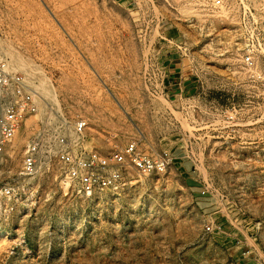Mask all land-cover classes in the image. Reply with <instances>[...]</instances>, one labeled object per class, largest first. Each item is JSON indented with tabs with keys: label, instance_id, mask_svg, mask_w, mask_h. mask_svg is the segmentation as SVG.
Here are the masks:
<instances>
[{
	"label": "rangeland",
	"instance_id": "374dc122",
	"mask_svg": "<svg viewBox=\"0 0 264 264\" xmlns=\"http://www.w3.org/2000/svg\"><path fill=\"white\" fill-rule=\"evenodd\" d=\"M162 1L173 24L143 35L131 0H0V61L84 119L90 149L135 141L171 158L163 174L131 172V187L86 199L56 168L18 175L39 119L27 118L0 152V190L13 189L0 196V264H264V0H222L209 37L175 20L199 19V0ZM163 54L178 57L195 94L168 93ZM157 63L165 88L150 86Z\"/></svg>",
	"mask_w": 264,
	"mask_h": 264
},
{
	"label": "built area",
	"instance_id": "2783aa9c",
	"mask_svg": "<svg viewBox=\"0 0 264 264\" xmlns=\"http://www.w3.org/2000/svg\"><path fill=\"white\" fill-rule=\"evenodd\" d=\"M222 3V0H199L197 5L200 11L199 19L192 15L175 20L198 30L200 36L209 37L213 29L212 9L221 8ZM129 5L133 22H140L146 26L143 35L146 34L150 24L162 23L168 26L173 24V21L162 15L160 8L166 7L177 11L168 2L162 0H131ZM167 35L160 36V39L164 43L174 45L173 38H168ZM175 48L180 56H186L188 53V48L185 46H175ZM162 53V48H157L153 56ZM241 63L245 68H250L253 65L252 57L245 54ZM157 70L158 77L150 86L165 88L167 70L158 63ZM32 116H38L39 119L30 128L22 152L18 174L21 178L47 175L56 168L60 182L68 190L88 199L107 191L116 193L131 187L136 182L130 176L131 172L137 178H141L152 174H163L170 165L171 158L167 154H148L139 149L135 141L107 155L90 149L86 134L87 122L82 118L69 117L60 107L48 104L25 76L12 72L7 63L1 60L0 152L11 144L23 122ZM12 195L11 187L0 190V196L3 198L10 199ZM205 231L211 232L212 228L206 226Z\"/></svg>",
	"mask_w": 264,
	"mask_h": 264
},
{
	"label": "crops",
	"instance_id": "0c3cea01",
	"mask_svg": "<svg viewBox=\"0 0 264 264\" xmlns=\"http://www.w3.org/2000/svg\"><path fill=\"white\" fill-rule=\"evenodd\" d=\"M164 62H166L169 74V81L167 88L168 93L173 97H182L184 95L195 94V86L191 79L183 73V70L178 66L175 54H163ZM171 56H174L173 58Z\"/></svg>",
	"mask_w": 264,
	"mask_h": 264
}]
</instances>
